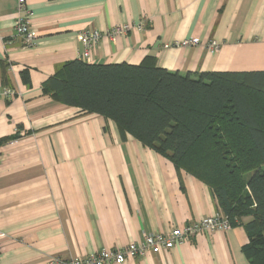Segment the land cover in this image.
I'll return each instance as SVG.
<instances>
[{
	"label": "crops",
	"instance_id": "crops-1",
	"mask_svg": "<svg viewBox=\"0 0 264 264\" xmlns=\"http://www.w3.org/2000/svg\"><path fill=\"white\" fill-rule=\"evenodd\" d=\"M17 0H0V264H66L120 250L218 213L210 189L99 115H84L44 89L84 51L79 33L102 34L95 64L171 72L264 71V0H28L37 37L15 34ZM130 25L126 34L108 36ZM198 39L197 46H179ZM221 44L218 53L207 50ZM15 91L11 98L2 93ZM245 229L201 233L125 264H250Z\"/></svg>",
	"mask_w": 264,
	"mask_h": 264
},
{
	"label": "trees",
	"instance_id": "trees-1",
	"mask_svg": "<svg viewBox=\"0 0 264 264\" xmlns=\"http://www.w3.org/2000/svg\"><path fill=\"white\" fill-rule=\"evenodd\" d=\"M44 89L80 114L112 120L128 136L204 183L218 212L245 229L242 252L264 264V71L171 72L69 61Z\"/></svg>",
	"mask_w": 264,
	"mask_h": 264
},
{
	"label": "built area",
	"instance_id": "built-area-1",
	"mask_svg": "<svg viewBox=\"0 0 264 264\" xmlns=\"http://www.w3.org/2000/svg\"><path fill=\"white\" fill-rule=\"evenodd\" d=\"M16 24L15 34L21 39L24 48H29L34 44L37 37L31 28L32 11L29 8L28 0H17L16 4ZM131 26H117L108 32V36L114 37L118 34H126L130 31ZM84 51L80 58L84 61L91 62V56L94 48L99 44L102 34L96 30L81 31L78 35ZM198 39L185 40L179 46H197ZM221 44L217 41H210L207 44V50L213 54L218 53ZM2 95L5 98H11L15 95V91L9 88L4 89ZM232 229L229 220L221 213H216L210 217L204 218L199 222L191 223L183 229L175 228L170 233H149L144 234L139 241L130 243L120 250L104 249L91 254L88 257L74 258L66 264H125L130 258L143 259L149 254H156L162 251H169L176 245L191 241L196 235L201 233L226 232ZM5 233L0 232V253L2 250L1 241L5 238Z\"/></svg>",
	"mask_w": 264,
	"mask_h": 264
}]
</instances>
